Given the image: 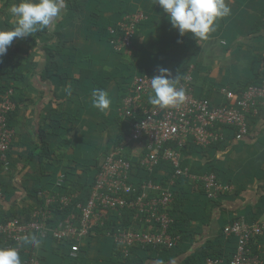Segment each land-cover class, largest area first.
<instances>
[{"label": "crops", "instance_id": "1", "mask_svg": "<svg viewBox=\"0 0 264 264\" xmlns=\"http://www.w3.org/2000/svg\"><path fill=\"white\" fill-rule=\"evenodd\" d=\"M64 2L66 8L46 27L45 33L24 39L29 60L24 64L21 90L17 91L19 97L14 103L12 122L17 136L5 166L0 167L3 189L12 194L7 198L0 189V212L13 213L29 203L25 188L31 190L37 181L27 177L40 165L38 159L44 153L40 149L42 143H47L48 149H55L57 154L61 153L62 144L68 148L64 179L76 190L72 194L80 197L78 189H90L101 154L105 155L129 132L128 121L118 113L119 94L127 81L129 88L132 87L140 71L159 73L164 68L170 73L169 78L175 79L181 75L178 68L187 62L188 54L189 62L198 65L194 71L191 64L186 74L190 75L196 94L208 97L213 105L222 101L220 90H241L259 82L263 73L264 0H225L231 14L218 20L216 31L204 41L181 36L173 29L158 0ZM130 10L142 11L147 18L138 33L142 52L128 62L110 53L99 38V31L101 26L118 21L121 13ZM14 40L17 42L19 38ZM96 89L107 91L111 97L112 104L106 112L92 105V93ZM247 124V135L241 140L218 128L223 133L218 144L183 153L181 158L191 175L213 172L221 183L230 184L233 191L220 197L218 204L203 216L199 214L200 218L193 224L187 223L191 236H186L179 248L169 254L140 251V264H181L186 256L218 237L224 220L227 223L234 218L247 225L264 223V114L247 120ZM64 138L67 143L63 142ZM128 154L130 160H138L145 155V149L141 143H131ZM143 175V171L133 169L131 181L135 184ZM60 176H64L62 171L57 172V180ZM158 176L162 181L163 171ZM190 182L192 194L185 202L196 204L197 200L191 197H197L199 187ZM198 199L201 203L205 200L203 196ZM45 248L49 250L48 245ZM213 248L216 251L215 245ZM81 249L88 264H108L111 252L108 240L88 236L81 242ZM51 252L43 253V262L62 264Z\"/></svg>", "mask_w": 264, "mask_h": 264}, {"label": "built area", "instance_id": "2", "mask_svg": "<svg viewBox=\"0 0 264 264\" xmlns=\"http://www.w3.org/2000/svg\"><path fill=\"white\" fill-rule=\"evenodd\" d=\"M145 20L142 11H135L124 15L115 27L109 25L107 31L112 49L126 56L133 55L132 39L138 25ZM262 21L264 24V12ZM154 76L134 77L118 110L129 122V133L102 157L87 197L80 201L75 194L55 196L46 191L38 192L37 198L42 204L27 215L26 221L10 219L0 224V237L5 248L12 247L20 252L23 246L20 238L34 235L39 240L51 238L59 244L68 242V258L77 260L81 242L91 231L105 222L116 221L113 213L120 217L122 212L129 211L130 227L106 233L124 256H128L134 246L172 249L179 237L170 234L173 221L166 209L173 201L170 187L176 179L200 183L206 198L211 200L232 191L231 186L220 183L212 173L191 175L188 168L181 167L180 150L188 143L206 148L221 141L220 127L231 129L236 140L244 138L248 132L247 117L264 114V68L259 83L248 86L242 93L220 90L222 101L217 105L197 98L191 77L186 74L176 84L184 90L185 101L167 109L145 100L152 91L150 81ZM12 96V89L0 96V167L5 166L14 140V130L7 123L15 109ZM131 143H141L145 149V155L138 161L139 170L152 173L161 162L171 168L170 179L161 184L159 176L156 181L142 178L134 184L131 181L133 166L123 157V151ZM63 179L60 176L56 186H61ZM54 212L58 214L56 218ZM263 232L264 223L247 225L235 221L225 226L223 234L236 238L234 253L227 259L207 257L202 264H264V246L257 245L254 252L249 248L251 239ZM41 260L38 254H31L24 264H40Z\"/></svg>", "mask_w": 264, "mask_h": 264}, {"label": "trees", "instance_id": "3", "mask_svg": "<svg viewBox=\"0 0 264 264\" xmlns=\"http://www.w3.org/2000/svg\"><path fill=\"white\" fill-rule=\"evenodd\" d=\"M14 2H17V0H4V3L2 5V7L0 8V30H10L14 26L15 21H14V18L11 16L10 11H9L10 7L12 6V4ZM133 12H135V10L126 11V12H124V14L121 13L118 21H120L124 15L130 14ZM118 21L113 22L112 24L101 26V29L99 31V38L101 39L102 42H104L109 47V51L111 54L118 56L120 58H124V60H126L128 62H131L137 56H139L142 52V47L138 43V33H139L140 27H142L144 25V22H141L138 25L137 31H136L133 39H132V45L134 47L133 55L126 56V55H123L122 53L115 52L110 45V39L111 38H110V35L107 31V28L109 25H113L115 27ZM46 30L47 29L45 28L43 31H41V33H45ZM35 34L39 35L40 32H37ZM24 39L25 38H23V39L19 38V40L17 42H15V40H13V42L11 43V45L9 46V48L7 50V53L3 57H0V96L2 93L7 91L8 89H12L13 90L12 100L14 101L15 104H16L17 97H19V95H17V91L21 90V85L23 82L24 64L26 61L29 60V58L26 57V51H25V48L23 46V45H25ZM186 48H187L186 52H188L189 47H186ZM186 56H187V62L183 63V65H182V67H180V69L178 68V72L179 73L181 72V75L178 76L179 75L178 74L177 77L175 78V79H177V82L182 80V78L186 75L187 70L190 69V67H191L190 66L191 64H193V70L194 71L197 68L198 63H196V62L190 63L188 54ZM190 60L192 61V57L190 58ZM143 74L159 75L160 73H153L152 71H149L148 69H146V70L140 71V73L138 75H143ZM130 78H131L130 76L127 77L128 80ZM258 83L259 82L253 83L250 85H254V84H258ZM129 84H130V82L127 81L125 83V85L121 86L122 92H120V94H119L120 104H121V101L123 100V98L128 94V91L130 89ZM191 85L193 86V83H191ZM250 85H248V86H250ZM248 86H246L245 88H243L241 90L232 91V92L240 94ZM194 92H195V96L197 98L209 100L208 97L198 96L196 94L195 88H194ZM150 94L148 95V97L145 98L147 103H149ZM120 104H119V106H120ZM14 111L8 116L7 123L9 125V127L14 130V139H15V136H17V132H16L14 124L12 122V120H14V115H15ZM260 115H259V117H260ZM257 118H258V116L256 118H252L251 116H248L247 120L249 122V120H251V119L253 120V119H257ZM128 127H129V122H128ZM220 129L222 131L226 130V131L232 133V130L229 128L220 127ZM128 131H129V129H128ZM128 133L123 134L118 139V141L115 143V145H117L119 142H121L123 140V138L128 135ZM63 142L67 143V139L64 138ZM219 142L212 144L208 147H213L216 144H218ZM12 146H13V144L11 145V147ZM11 147H10V149H11ZM60 148H62L59 150V151H61V153L57 154L55 149H48L47 143H42V147L40 149H43L44 153L38 159L40 165L37 166L36 168H34V170L30 171L28 174V177H27V178L32 179L33 181H37L36 186L34 188H32L31 190H28L27 188H25V193H26L25 197H26V199L28 198L29 203L26 206H21V208L18 211L13 212V213L7 214L5 211L2 210L0 212V224L5 223V222L9 221L10 219H19L21 222L26 221L27 215L35 207L42 204V200L36 198V195L38 192L46 191V192H48L52 195H55V196L71 195L72 193L76 192L75 189H72L69 187V184L66 183L67 181L65 179L63 180V184L61 186H59V187L56 186L57 172L62 171L64 174L63 177L65 178L66 177V171L68 170V165H67V163H68L67 157L68 156H66V155L68 154L69 150H68V148H64V144H62V147L60 146ZM10 149L8 151V154H7V160H8L9 154H10ZM128 149L129 148L125 149V151L123 153V157H124V159L129 160L131 162L134 170L139 171V166H138L139 159L138 160H130V157L128 154ZM188 149L201 150L202 148H198V147L192 145L191 143H188V145L184 149L180 150L182 157H183V153H185ZM105 154H106V152H105ZM51 155H52V159H54V160H52L50 158ZM101 155L104 156L103 153ZM61 157H65V159H63ZM49 158H50V160H49ZM96 161H97V159H96ZM47 166H49V167H47ZM181 167H187L184 159H181ZM35 170H36V174H34ZM97 171H98V168H97ZM160 171H163V174H164L162 181H161V184H163L164 182H167L170 179V177L172 175V171H171V168L167 164H164L161 162L157 167H155V169L152 173H144L143 178L152 179L153 181H156L157 176L160 174ZM188 171H189V173H191L189 168H188ZM210 173H213V172H210ZM210 173H206V174H210ZM96 174H97V172H96ZM216 178H217V176H216ZM217 180L219 181L218 178H217ZM219 182L221 183V181H219ZM190 184H191V182L189 179L179 178V179H176L173 186L170 187V191H171L172 196H173V201L168 206V208L166 209V212L168 213L169 217L173 221L171 228H170V234L174 237L175 236L179 237V241L177 242L176 246L172 249L151 248V247L141 248V247L134 246V247L130 248L128 256H124L120 252L118 246L115 243H113L112 239H110L106 236V233L108 231L114 232V231H117L119 229H127L128 227H130V225H131V217H130L131 213L129 211L122 212L120 217H118L116 213H113L115 215L116 221L105 222L102 226H97L93 231H91L89 236L92 237V235H93L95 237H102V238H104L110 242L111 252H110V256L107 259L108 264H140L142 262L141 257L138 254L140 251L159 252L160 254H162V253L169 254V253L173 252L175 249L180 247V243L183 242V240L185 239L186 236H188V235L191 236L190 233L192 230H190L189 225L193 224V222L196 221L197 218H200L199 214H202V216H203V214H205L207 211L211 210L212 208H214L218 204L217 201L219 200L220 197L228 196L233 191L232 190L228 193H221L215 200H211V199L206 198V195H205L203 189L201 188V184L197 183L198 184L197 186L199 187L198 195H197V197H195V195L191 197L192 199H196L197 203L196 204H194V202L187 203L185 201H187L190 194H192V192H191L192 189L190 187ZM226 185L230 186V184H226ZM0 187H1L0 188L1 192H3V194L7 198H9L12 193L5 191L3 189V184L1 182H0ZM88 192H89V189H84V190L78 189V193L80 194V197L78 196L79 200L82 201L83 199H85L87 197L86 194L88 195ZM199 196H201V197L203 196L205 199L202 203L198 199ZM28 200H27V202H28ZM193 205H196V206H193ZM198 207H200V208H198ZM54 213H55L54 218H56L58 214H57V212H54ZM177 214H179V216ZM222 216H223V213L220 214V218H222ZM237 220L238 219L231 218V219L227 220V223H225V220H224V222L222 223V227L220 229V233H219L218 237L213 242H210L209 244L202 246L199 250H196L193 253H191L190 255L186 256L187 258H185L181 262V264H202L203 261L207 257H216V258L218 257V258L227 259L229 256H231L235 251L237 241H236V238L234 236H225L223 234V228L227 225L232 224L233 222H235ZM187 223H189V225ZM45 245H48L49 250H47L45 248ZM214 245L216 246V251L213 250ZM257 245L264 246V232L261 236L256 237L254 239H251V242L249 244L250 250L252 252H254L256 250ZM0 248H5L4 244H3L2 237H0ZM50 250L53 252V255H56L60 258L62 264H78L79 262L84 263V264H88L87 258H85V251L84 250L83 251H82V249L80 250V254H79L77 260H71L68 258V242L63 243V244H59L51 238H48L45 240H40V246L38 248L33 247L30 244L25 245L23 243L22 249L19 252L21 262H22V264H24L25 260L31 254H38L42 258L43 253L51 252ZM81 252H82V254H81ZM40 264H45V262H43V260H41Z\"/></svg>", "mask_w": 264, "mask_h": 264}, {"label": "clouds", "instance_id": "4", "mask_svg": "<svg viewBox=\"0 0 264 264\" xmlns=\"http://www.w3.org/2000/svg\"><path fill=\"white\" fill-rule=\"evenodd\" d=\"M159 7L167 14L173 29L181 36L194 40H207L216 31V22L231 14L225 0H158ZM66 8L64 0H17L9 11L14 18L10 30H0V57H3L14 38L30 37L50 26ZM159 75L150 81L152 93L149 103L161 109L175 108L185 101V92L177 88V79H171L167 69H159ZM92 105L101 112L110 109L112 100L108 92L96 89L92 93ZM25 245L40 246L34 235L20 238ZM0 264H22L19 252L12 247L0 248ZM163 264V262H158Z\"/></svg>", "mask_w": 264, "mask_h": 264}, {"label": "rangeland", "instance_id": "5", "mask_svg": "<svg viewBox=\"0 0 264 264\" xmlns=\"http://www.w3.org/2000/svg\"><path fill=\"white\" fill-rule=\"evenodd\" d=\"M3 2H4V0H0V7H1V5L3 4ZM114 117H112V119H113ZM112 119H110V122H109V124H112Z\"/></svg>", "mask_w": 264, "mask_h": 264}]
</instances>
